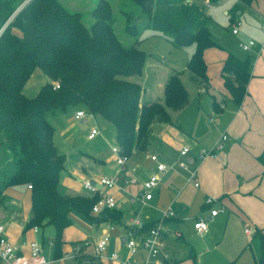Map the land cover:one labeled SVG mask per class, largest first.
I'll list each match as a JSON object with an SVG mask.
<instances>
[{
    "label": "trees",
    "instance_id": "trees-1",
    "mask_svg": "<svg viewBox=\"0 0 264 264\" xmlns=\"http://www.w3.org/2000/svg\"><path fill=\"white\" fill-rule=\"evenodd\" d=\"M130 1L141 14L133 21L130 13H124L125 30L136 38L133 45L125 46L114 31L109 0L97 1L90 27L84 24L80 12L69 11L59 0H29L18 11L16 0H0V133L16 166L3 187L32 186V214L27 228L38 227L41 234L49 226L54 228V260L64 255L63 236L72 225L71 215L94 219L96 197L59 193L66 156L55 145V128L48 115L70 107L92 112L112 126L114 144L131 156L147 149L156 123H171L169 110H180L189 101V92L176 71L165 83L163 102L143 103L145 88L127 80L142 75L147 61V54L136 46L142 16L144 28L155 36L169 38L180 49L195 45L186 69L202 88L209 86L205 52L225 50L209 30L210 17L206 14V5L222 0ZM254 1L241 0L239 7L251 6ZM252 58L228 52L223 63L224 87L237 105L247 91ZM37 69L49 81L35 96L28 97L23 90ZM58 80L60 88L54 89L53 83ZM213 108L219 109L216 100ZM257 159L264 166V151ZM122 216L120 211L107 210L96 217L99 222L120 223ZM157 222L128 226V230L144 234ZM257 237L261 242L255 261L264 264V229L256 228L251 242Z\"/></svg>",
    "mask_w": 264,
    "mask_h": 264
},
{
    "label": "crops",
    "instance_id": "crops-1",
    "mask_svg": "<svg viewBox=\"0 0 264 264\" xmlns=\"http://www.w3.org/2000/svg\"><path fill=\"white\" fill-rule=\"evenodd\" d=\"M59 1L69 11L78 12L74 9L71 10L68 7L69 5H65L62 0ZM199 3L202 4V1H199ZM240 3L241 0H222L220 2L223 9L227 8L224 13L229 18L232 26L235 22H239L242 26V21L238 20L237 17L245 13H247L251 21L250 23H252L250 33L249 30L247 31L246 26V28L237 34L238 36L240 33L242 35L238 47L241 42H245L248 39L255 40L256 45L252 51L246 54L243 53L244 55L231 52L243 59L249 55L253 57L251 77L242 103L240 105L235 104L224 87L222 67L228 51L217 48L209 49L205 52L209 86L208 89L204 88L203 92L209 93L210 100H205V104H203L200 95L202 91H198L195 98H191L189 94V101L186 106L172 112L173 114L169 112L171 123L159 122L153 126L151 141L147 149L135 151L131 155L130 164L137 168L136 176L141 183L151 175L154 167V164L149 160L150 154L157 155L161 162L170 165L179 160L180 148L183 145H188L191 151L187 157V161L191 168H197L200 186L195 187L193 182L187 181L188 173L186 171H169L161 177L160 184L154 191V199L147 205L142 204L140 201V183L127 187L126 191L118 193L117 198L118 208L115 210L122 212L123 215L120 223L99 222L98 219L100 218L96 216H94V219H88L77 214L78 219L82 220L84 224H88L87 227L90 229V232L92 230L93 235L74 228L72 222V225L64 231V255L60 260L53 259V238L55 231L52 226L47 227L44 234L42 233L44 235V244L42 243L43 237L40 230L36 232L34 227L27 228L32 214V189L29 186H23L22 190H17L16 187H2L0 188V223L5 225L9 240L17 248L28 254L29 248L27 244L38 241L42 244L43 254L51 261L50 264H63L67 260H73L75 264H81L80 259L69 258L73 247L81 245L85 248L84 257L90 260L91 264H102L92 258V246L84 247L86 242L93 244L110 225H114L115 229L111 231V242L108 251L109 253L117 252L125 258L128 255V251L123 239L127 233L128 226H132L134 221H140L141 224L158 221L162 211L171 208L174 216L166 222L169 234L165 238L164 252L170 257L166 264H188L189 262V264H201L200 258L203 257L204 251L200 250V245L197 246L198 243L193 239V241L186 239L184 232H187L191 236L198 235L200 239H205L210 235V225L220 223L222 217L227 221L230 215H235L244 222L243 217L248 215L247 211L250 207L264 210V166L257 159L264 151V0H255L251 6L239 7ZM94 4L93 9L96 7L97 1ZM217 5H206L207 13L208 9H214ZM127 8L125 7L121 12L127 13ZM233 9H236L235 13H233ZM233 15L236 17H233ZM93 21V19H87V21H84V24L90 27ZM253 28L255 29L254 31ZM16 33L19 34L17 31ZM122 44L129 46L126 45L129 43L122 42ZM194 51L195 49L188 50V59ZM176 72L181 77V73L179 71ZM43 75L45 78H42L43 84L40 87L35 83L29 85V81L33 75L31 76L23 90L26 96L27 92L33 94L32 92L36 91L38 93L41 87L49 81L44 73ZM196 85L199 89L202 88V86ZM148 93H150V90L146 92V95ZM193 99L196 100L194 101ZM214 100L219 104L218 110H214L213 108ZM70 120L68 119V121ZM87 122V120L81 121L82 124H86ZM169 124L172 126H169ZM108 128L112 129V127ZM111 133H113V130ZM224 134L228 136V140L224 143V149L214 157L199 160L200 150L202 148L209 149L213 147ZM101 135L105 139V135L103 133ZM79 143V141H76V144ZM3 144H5L6 152L11 155L10 158L13 160L12 154L5 142L1 143L0 148ZM108 146H104L106 150H109L108 152L104 150L83 151L82 149H77L79 154L82 155L85 164L83 167H86V170L82 167L85 175L80 173L82 175L81 183L78 179L81 186L87 176L111 175L115 172L116 166L110 146ZM97 151L99 153H96ZM85 154H89V157H86ZM94 158L101 162L99 170H90ZM12 175L8 176V178ZM70 176L69 178H71ZM70 184H72L71 181ZM73 186L76 187V185ZM81 186L79 191L83 189ZM67 192L65 194L87 195L76 192L74 194L72 193L74 191L71 190ZM10 197L12 198L11 201H9ZM209 197L217 199V202L212 206H207L206 204V200ZM136 202L139 203L138 206L136 208L131 206L130 211L126 214L122 205L126 203L134 205ZM215 208L223 209V212L217 217L211 218V210ZM198 218H204L209 221V231L207 233L199 234L194 229V222ZM252 219V224L256 228L264 229V227L258 225H264V215L261 220L255 215H253ZM177 233L181 234V236H177ZM182 242L185 244H182ZM245 248H248V246ZM136 259L138 262H141L143 255L136 256ZM189 260H192V262ZM187 261L189 262L187 263ZM0 264L8 263L0 258ZM105 264L120 263L106 261Z\"/></svg>",
    "mask_w": 264,
    "mask_h": 264
},
{
    "label": "rangeland",
    "instance_id": "rangeland-1",
    "mask_svg": "<svg viewBox=\"0 0 264 264\" xmlns=\"http://www.w3.org/2000/svg\"><path fill=\"white\" fill-rule=\"evenodd\" d=\"M21 1L22 0H16L15 5H18L16 11L20 10V8L26 2L25 1L21 4ZM62 1L65 3V5H69L68 7L71 10L74 9L78 12H81L83 20L87 21V19H93L91 12L95 5L94 3H96L98 0ZM110 4L114 15L113 28L116 35L123 43H129L126 45H133L136 38L126 32V16L121 11L124 10L125 7H128L126 9L128 10L127 13H130L133 17L132 20L135 21V17L138 16V14H141L140 8L130 0H110ZM221 6L222 5L219 3L216 8L208 9V13L206 10V14L211 17L208 22V28L214 38L218 42L222 43L226 51L236 52L240 55H244L243 53L246 54V52L242 51L238 47V43L241 40L242 35L241 33L239 36L232 33V23L224 13L227 8L223 9ZM235 11L236 9H233V13H235ZM142 17L143 18L137 25L139 31V42L136 46L147 54V61L145 62L142 75L130 76L127 78V80L138 83L144 87L145 92L150 90L148 95L144 96L143 94L141 101L143 103L163 102V88L166 81H168L170 75L174 71H179L181 73L182 83L189 92L191 98H195V96L198 94V91H202L200 95L202 97L203 104H205V100H210L209 93L203 92L204 88L199 89L196 83L190 79V74L186 69V63L189 57L188 50L195 49V45L186 49L177 48L169 38L155 36V32L145 29V16ZM233 17L236 16L233 15ZM237 18L243 23L242 26L239 24V31H242L247 26V31L249 30L250 33V30H252V23H250L251 21L247 13ZM237 23L238 22H235V24ZM254 30L255 29L253 28V31ZM42 78L44 79L45 76L40 69H37L29 81V85L35 83L40 87L43 84ZM32 93L33 94L27 92V96L33 97L37 92L35 91ZM193 100L195 101L196 99ZM76 111L77 110L74 107H70L66 111H56L55 113L48 115V120L55 128V145L59 152L66 156V171L64 170L62 172L58 187L61 194H65L68 190L74 191L72 192L74 194L85 193L83 189L79 191L81 186L80 183L82 181L81 178L84 174L82 167L85 166V164L82 155L79 154L77 149H82L83 151L104 150L108 152L109 150H106L104 146L114 145V134L111 133L113 129L108 128L112 127L111 125H109L104 119L96 114L95 119H90L86 124H82L81 121H76L74 118L70 120L71 117H74ZM169 112L173 114L172 112H174V110H169ZM68 119L70 121H68ZM169 126L172 125L169 124ZM94 127H99L100 131L105 135V139H103L101 135L94 141L87 140V134ZM76 141H79L80 143L76 144ZM3 142L7 144L4 134L0 133V143ZM6 151V146L3 144L0 148V188L4 186L6 178L12 175L16 170L15 163L10 158L11 155H9ZM96 153L99 152L97 151ZM85 156L89 157V154H85ZM100 163V161H97L94 158L90 170H99L101 168ZM83 168L86 170V167ZM69 175H71L70 177L72 179L69 178ZM78 179L80 180V183ZM70 181L72 184H70ZM73 185H76V187ZM16 188L17 190H22L24 187L16 186ZM11 200L12 198L10 197L9 201ZM138 204V202H136L134 205L126 203L122 205V207L126 214H128L131 206L136 208ZM263 211L264 210L261 208L250 207L247 211V214L252 218L253 215H255L261 220L263 219L264 215ZM248 215L243 217L244 222H242L241 219H238L235 215H230L227 221H225V219L222 217V221L220 223L216 225H210V235L205 239H200L198 235L191 236L187 232H184V237L186 239H191V241L194 240L196 243H198L197 246L200 245V250L204 251L203 257L200 258L201 264H255L254 256L256 257L258 255V245L260 244L261 240L259 237H257L254 238V241L250 243V240L254 237L255 231L253 232L252 236H248L245 233V228L249 226L255 230L256 226L252 224L253 219ZM77 217V214L72 215L73 227L80 229L87 234L93 235L92 230L90 232V229L87 227L88 224H84V222ZM258 225L264 227L262 224ZM182 244L185 243L182 242ZM248 245L250 246L245 248ZM198 252L201 253L200 251ZM189 261L192 262V260ZM189 261H187V263ZM73 262V260H67L63 264H75V262Z\"/></svg>",
    "mask_w": 264,
    "mask_h": 264
},
{
    "label": "built area",
    "instance_id": "built-area-1",
    "mask_svg": "<svg viewBox=\"0 0 264 264\" xmlns=\"http://www.w3.org/2000/svg\"><path fill=\"white\" fill-rule=\"evenodd\" d=\"M239 22L233 24L232 33L239 34ZM256 45L255 40L248 39L241 42L239 47L242 51L250 53ZM61 82L55 81L53 83L54 89H59ZM76 121L95 119V114L86 110H78L75 112L74 117ZM99 127L92 128L87 134V140L94 141L101 136ZM228 140L226 134L214 144L213 147L207 149L202 148L199 152V160H204L207 157H214L218 152L224 149V143ZM111 154L113 156L116 170L113 174H100L98 176H87L82 183L85 194L96 197V201L92 206V213L96 216L101 215L107 210H115L118 208V193L126 191L127 187L136 185L139 182L136 172L137 168L131 166V156L125 155L121 152L117 145L110 146ZM191 151L188 145H183L180 148V158L173 164H166L159 160L155 154L149 155V160L154 164L151 175L140 183V201L142 204L147 205L154 199V191L159 186L161 177L169 171L177 172L183 170L188 173L187 181L193 182L195 187L200 186L197 168L190 167L187 157ZM32 189V186L29 185ZM217 202L216 198L209 197L206 200L207 206H212ZM223 209L215 208L211 210V218L217 217ZM174 216L173 210L168 208L162 211L161 217L154 227L146 233H136L132 230H127L125 234V247L128 251L127 257L123 258L117 252L109 253L108 248L111 242V231L115 229L114 225H110L104 231L102 236L97 239L93 244L86 242L84 247L92 246L91 256L94 260L105 264L106 261L119 262L120 264H166L170 257L164 252L165 238L169 234L166 222ZM133 225H141L140 221H134ZM132 225V226H133ZM38 232L39 228L34 227ZM194 229L199 234H205L209 231V221L204 218H198L194 222ZM253 228L247 226L245 233L252 236ZM177 236L181 234L177 233ZM29 248L28 254H25L21 249L17 248L8 238L6 234V227L0 223V258L8 264H50L51 261L43 254L42 244L38 241H33L27 244ZM84 249L81 245L73 247L72 254L69 258L80 259L81 264H91L90 260L84 257ZM143 255V260L138 262L136 256Z\"/></svg>",
    "mask_w": 264,
    "mask_h": 264
},
{
    "label": "water",
    "instance_id": "water-1",
    "mask_svg": "<svg viewBox=\"0 0 264 264\" xmlns=\"http://www.w3.org/2000/svg\"><path fill=\"white\" fill-rule=\"evenodd\" d=\"M28 1H29V0H27V1L24 3L23 6H25V4H27ZM23 6H22V7H23ZM22 7H21V8H22ZM21 8H20V9H21ZM123 241H125V238L123 239Z\"/></svg>",
    "mask_w": 264,
    "mask_h": 264
}]
</instances>
